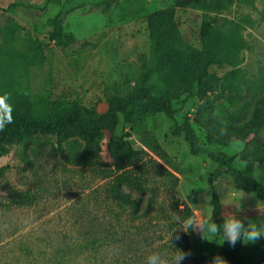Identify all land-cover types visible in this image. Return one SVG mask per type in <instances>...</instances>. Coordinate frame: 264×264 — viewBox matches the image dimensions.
<instances>
[{"label":"rangeland","instance_id":"1","mask_svg":"<svg viewBox=\"0 0 264 264\" xmlns=\"http://www.w3.org/2000/svg\"><path fill=\"white\" fill-rule=\"evenodd\" d=\"M198 1L0 0V70L11 72L15 81L28 86L31 96H45L50 113L71 104L87 120H99L114 96L134 92V83L144 71L155 67L146 23L149 13L174 7L181 38L193 49L202 48L205 12L196 8ZM224 1L225 8L208 12L216 31L231 29L244 16L255 24L240 28L244 47L238 65L208 67V74L218 82L212 100L220 121L228 120L233 111L225 106V99L236 95L228 86L222 93L220 83L227 73H237L236 85L241 80L255 84L254 90L242 91L237 100L240 105L246 100L253 103V97L264 91V0ZM33 56H37L36 64L25 67V60ZM172 105L174 120L162 113L141 114L131 126L121 120L117 128V132L130 131L134 147L154 158L148 145L156 141L177 168L176 172L167 166L173 175L149 182L155 195L152 204L150 192L132 191L142 198L140 213L132 215V220L128 210L105 193L109 180L100 169L110 163L107 134L100 137V162L95 170L75 160L84 145L77 136L62 141L60 147L53 136H39L13 146L1 157L5 172L0 181V264H146L152 253H160L171 264L176 249L188 254L180 264H212L220 257L221 245L205 241L198 231H178L168 240L171 232L184 228L176 222L177 215L183 221L184 205L193 211L189 218L197 221L211 214L207 179L215 168L205 154L192 155L183 136L170 131L174 121L189 118L192 122L197 98L183 95ZM248 114L244 111L240 119ZM192 126L203 148L234 155L243 147L231 135L227 145L209 143L205 130L193 122ZM234 165L264 184V162L247 165L236 158ZM213 184L223 217L236 213L247 226L253 216H264V202L236 189L230 177L221 175ZM14 191L31 193L33 203L14 204ZM240 205L243 210L236 212ZM180 240H187L188 245L181 246ZM241 247L246 254L244 264H264V237L255 243L242 240Z\"/></svg>","mask_w":264,"mask_h":264},{"label":"trees","instance_id":"2","mask_svg":"<svg viewBox=\"0 0 264 264\" xmlns=\"http://www.w3.org/2000/svg\"><path fill=\"white\" fill-rule=\"evenodd\" d=\"M225 7L224 0L198 1L196 8L205 12L200 31L201 49L189 47L181 38L174 21V7L168 6L149 13L146 23L152 57L156 61L155 67L144 71L134 83V92L114 96L106 113L96 121L87 120L79 109L71 104L50 113L45 96H31L28 86L15 81L11 72L0 70V95H10L9 103L13 107L14 120L0 131V158L9 154L13 146L37 139L39 136H53L58 147L62 141L77 136L83 140L84 145L75 155V160L95 170L100 162V137L107 134L105 148L110 163L106 169H100L105 170L102 176L109 180L105 185V193L121 209L128 210L132 220V215L136 217L140 213L142 198L139 195L150 192L149 204L155 200L149 182L157 176L173 175L167 166L176 172L177 168L156 141H153L154 146L148 145L157 157L154 158L146 150L134 147L130 131L117 132V128L121 120L125 125L131 126L141 114L162 113L174 120L175 109L172 102L185 95L196 97L198 100L192 122L205 130L207 142L227 145L226 138L229 135L243 142V147L236 154L229 155L221 150L201 147L189 118L182 123L174 121L170 128L172 135L183 136L192 155L203 153L215 164L207 179L213 221L218 225L223 223L220 195L213 184L221 175L230 177L236 189L252 193L256 199L264 202V184L248 171L234 165L236 158L247 165L264 162V91L253 97V103L246 100L240 105L237 100L241 99L242 91L254 90L255 84L250 80H241L242 84L236 85L237 73H227L220 87L222 93L228 87L235 91L236 95L224 101L226 107H233V111L228 120L220 121L215 118L212 93L218 87V82L208 74V67L214 63L231 67L238 65V55L244 47L243 40L238 36L240 28L252 27L255 24L250 16H244L231 29L216 31L208 12ZM25 62V67L34 65L37 56L29 57ZM244 111H249V114L240 119ZM4 172L5 167L0 166V181ZM132 191L139 195H132ZM33 200V195L26 191H14L11 198L18 206L30 205ZM192 202H195V198ZM192 215L191 207L184 205L181 219L185 220ZM248 222L264 226V216H253L246 221V225ZM241 241L242 239L235 246L227 241L221 245L220 257L226 260L227 264H244L246 254L242 251ZM180 245H188L187 240L182 241Z\"/></svg>","mask_w":264,"mask_h":264},{"label":"clouds","instance_id":"3","mask_svg":"<svg viewBox=\"0 0 264 264\" xmlns=\"http://www.w3.org/2000/svg\"><path fill=\"white\" fill-rule=\"evenodd\" d=\"M10 99L11 97L7 93L0 95V131H3L9 124L14 122L12 116L13 107L9 103ZM229 205L231 206V204H225L224 206ZM209 206H211L210 202ZM242 210L243 209L240 205L237 207L236 212ZM176 222L182 223L184 228L183 230L171 232L168 240L175 232L183 231L187 233L189 230L198 231L201 238L205 241L216 242L220 245L227 241L230 245L235 246V244L241 239L244 243H255L264 237V227H257L256 224L250 222H248L247 226H245L243 221L236 215V213L233 214L232 212L226 213L224 215L223 223L220 225L213 221L212 214H209L207 218L201 219L199 221L194 218H187L181 221L177 215ZM177 239H179L178 236ZM176 250L177 254L173 257L171 264H180V262L188 255L179 249ZM146 264H170V262L160 253H152L147 257ZM212 264H227V261L217 256L213 259Z\"/></svg>","mask_w":264,"mask_h":264}]
</instances>
